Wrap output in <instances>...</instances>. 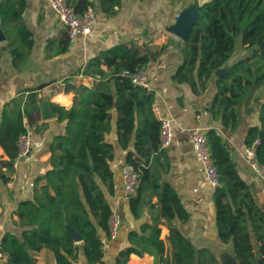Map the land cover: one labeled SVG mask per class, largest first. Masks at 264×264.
Masks as SVG:
<instances>
[{"label":"trees","instance_id":"obj_1","mask_svg":"<svg viewBox=\"0 0 264 264\" xmlns=\"http://www.w3.org/2000/svg\"><path fill=\"white\" fill-rule=\"evenodd\" d=\"M121 2L66 0L77 15L91 6L107 18L118 12ZM25 7L26 0H0V29L14 69L24 66L33 45L22 17ZM197 11L187 36L177 45L180 62L171 80L189 85L196 95L213 80L215 93L209 115L231 132L237 130L243 114L258 106L259 125L247 129L244 145L258 139L254 159L264 168V0H204ZM237 39L247 55L215 76L234 53ZM69 44L70 38L63 31L58 38L48 40L46 57L64 54ZM166 46L119 43L100 50L80 70L83 76L96 79L92 102L73 104L69 109L50 103L57 120L64 123V131L48 146L49 165L35 180L31 199L19 202L14 211L13 224L21 228L19 235L6 231L0 239V252L6 255L3 264H35L42 249L52 253L55 264H74L79 249L86 264H105L104 242L116 233L111 234L113 212L105 197V191L112 193L114 187L109 165L113 147L104 139L112 127V109L118 143L126 149L125 164L132 166L138 182L135 193L127 197L129 212L139 220L142 214L136 208L140 205L149 218L126 233L127 245L115 253L114 264H127L131 254L150 255L158 264H183L171 239L166 240L165 255L153 252L161 225L174 234L175 241L193 249L178 230V223H185L188 215L175 191L161 178L168 169V158L166 149L160 147L159 122L151 109L153 93L134 85L129 76L144 70ZM43 87L22 90L3 105L0 148L8 159L0 161V167L7 172L12 171L17 158V139L26 134L24 118L40 110L36 94ZM55 99L69 104L60 96ZM203 135L218 176L212 195L217 236L222 243L231 244L237 264H264V211L241 182L225 141L213 128ZM0 179L5 183L9 177L0 172ZM71 231L79 235L80 243ZM205 252L209 264H219L210 251ZM183 258L185 264H191L187 252Z\"/></svg>","mask_w":264,"mask_h":264},{"label":"crops","instance_id":"obj_2","mask_svg":"<svg viewBox=\"0 0 264 264\" xmlns=\"http://www.w3.org/2000/svg\"><path fill=\"white\" fill-rule=\"evenodd\" d=\"M197 3L200 4L199 0H122L118 12L108 18L96 9V20L90 33L70 39L68 50L64 54L47 58L45 48L48 40L58 38L65 28L57 21L48 0H26L22 17L32 34L33 45L21 69H14L6 49H1L0 115L3 105L20 91L40 85L44 87L36 94L39 112L33 111L23 121L30 143L29 152L12 162L11 172L0 167V172L9 177L5 183L0 179V239L6 231L19 235L21 228L13 224V219L16 218L14 211L19 202L31 199L35 180L44 174L49 165L48 146L56 135L64 131V123L57 120V113L51 109L50 103L69 109L73 104L80 106L92 102L96 93V79L83 76L80 70L100 50L119 43L135 46L145 43L154 48L167 44L157 59L150 61L144 70L149 90L153 93L151 109L154 117L157 119L158 114L169 118L172 123V141L165 148L168 169L161 174V178L175 191L188 215L185 223H178V230L190 242L193 250H189L184 242L175 241L174 234L161 225L160 237L153 252L165 255L166 240L171 239L181 252L183 264L185 252L190 256L191 264H209L205 252L207 250L219 264H230L233 261L231 244L222 243L216 233L213 189L203 176L201 163L192 145V135L195 132L204 134L211 128L220 135L226 143L241 182L248 187L255 203L264 211V168H252L244 157V136L249 127L259 125V108L257 106L251 113L243 114L239 127L231 132L219 122L213 121L209 115L208 107L215 93L213 80L198 95L191 91L189 85L175 84L171 80V75L180 62L177 45L184 40L172 32L171 27L176 23V14H186L189 21L193 22L197 17ZM0 47H5V39L0 41ZM241 50L239 55L242 58L248 51ZM232 63L234 62L229 59L224 67L228 68ZM57 96L69 104L60 103L55 99ZM111 121V130L105 134L104 139L113 147L114 157L109 165L114 187L112 193L105 191V197L112 212L118 215L119 224L115 237L104 242L105 264H114L115 253L127 245L126 233L149 219L140 205L136 208L142 214L139 220H134L129 212L122 180L126 149L121 148L117 140L114 109L111 110ZM131 148L132 141L128 146V149ZM7 159L0 148V161ZM43 255H47L52 264H55L52 253L46 249L37 253L35 264H40L38 259ZM5 260L6 255L0 252V264ZM74 264H86L81 249ZM127 264L158 263L150 255L139 257L131 254Z\"/></svg>","mask_w":264,"mask_h":264},{"label":"built area","instance_id":"obj_3","mask_svg":"<svg viewBox=\"0 0 264 264\" xmlns=\"http://www.w3.org/2000/svg\"><path fill=\"white\" fill-rule=\"evenodd\" d=\"M48 3L55 14L57 21L64 26L70 39L79 35H86L92 30L96 20L95 10L93 7L88 6L82 14L77 15L68 7L66 0H48ZM177 16L178 14H176V18ZM123 74L129 75L127 71H124ZM129 76L134 85L149 89L148 77L145 70H140L138 73ZM156 115L159 122L160 147L168 148L171 144L173 136L171 120L167 117H162L158 114ZM258 143V139H255L250 146L245 147L244 149V157L252 168L257 167L254 159V148L258 145ZM192 145L196 156L201 163L203 176L214 191L215 187L218 185V176L210 159L204 135L200 132H195L192 135ZM29 146L30 143L27 134L20 135L17 139V158L25 156L29 152ZM122 180L123 193L125 197L133 195L138 182L136 173L134 172L132 166L125 165L123 167ZM118 224V215L112 213L110 218L112 235H114Z\"/></svg>","mask_w":264,"mask_h":264},{"label":"water","instance_id":"obj_4","mask_svg":"<svg viewBox=\"0 0 264 264\" xmlns=\"http://www.w3.org/2000/svg\"><path fill=\"white\" fill-rule=\"evenodd\" d=\"M198 6H199V4L197 3L196 4L197 9H198ZM197 16H198V11H197ZM176 19H177L176 23H175V25H173L171 27V31L178 34L179 36H181V38L184 39L187 36L192 23L197 19V17L193 22H191V21H189V18L186 17V14H182V15L178 14ZM4 39H5V37H4V35L0 29V41H3ZM2 50H5V47H2ZM226 70H227V68L222 67V68L217 69L214 72V74H215V76H220ZM71 235L76 242L80 241V237L77 233H75L74 231H71ZM230 264H237V262L233 258V261L230 262Z\"/></svg>","mask_w":264,"mask_h":264},{"label":"rangeland","instance_id":"obj_5","mask_svg":"<svg viewBox=\"0 0 264 264\" xmlns=\"http://www.w3.org/2000/svg\"><path fill=\"white\" fill-rule=\"evenodd\" d=\"M180 1H182V0H178V2H180ZM191 1H196V0H191ZM203 1L204 0H199V3L203 2ZM241 49H244V48H241L239 39H237L235 51L230 58L231 62H235L241 58V55H239L240 53H242ZM38 260L40 261V264H52V260L49 259V257L47 255H43L42 257H39Z\"/></svg>","mask_w":264,"mask_h":264}]
</instances>
